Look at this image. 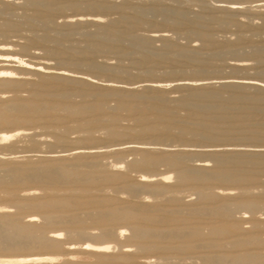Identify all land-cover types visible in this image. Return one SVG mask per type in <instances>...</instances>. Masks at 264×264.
I'll return each instance as SVG.
<instances>
[{
    "label": "rangeland",
    "instance_id": "obj_1",
    "mask_svg": "<svg viewBox=\"0 0 264 264\" xmlns=\"http://www.w3.org/2000/svg\"><path fill=\"white\" fill-rule=\"evenodd\" d=\"M14 166L80 176L4 183ZM43 197L86 216L48 224L26 206ZM120 199L146 204L151 220L98 222ZM5 210L23 226L34 216L35 236L59 242L0 250V264H206L198 253L212 251L224 264H249L246 255L264 264V0H0ZM176 223L195 238L224 239L174 251L133 231ZM79 227L95 237H77Z\"/></svg>",
    "mask_w": 264,
    "mask_h": 264
},
{
    "label": "bare ground",
    "instance_id": "obj_2",
    "mask_svg": "<svg viewBox=\"0 0 264 264\" xmlns=\"http://www.w3.org/2000/svg\"><path fill=\"white\" fill-rule=\"evenodd\" d=\"M84 20H85L84 18H79V21H84ZM87 20L93 23H96V24H99L100 22H102V20H100L98 17L87 18ZM36 110L40 111L41 109L38 107V109L36 108ZM93 120H94L93 118H84L83 122L88 123V122H92ZM199 166H200V170H205L208 165L206 163H203V164H200ZM70 175L74 177L80 176L78 172H72L71 174H69L68 171H66L64 168L59 167V166L52 167V168L32 167L30 169L14 166V168L9 169L7 171V175L4 177L3 182L4 183H26V182L42 183V182H45L48 184L63 183L70 178L69 177ZM179 177L182 180L186 177V175H184L183 173V175L181 174ZM84 178H86L87 181H93V178H91L90 176H85ZM105 178L108 179L109 176H105ZM221 178H223L224 180H231L233 176L227 174V175H222ZM53 198L52 199H49L48 197L36 198L33 200V202H31V204H27L26 206L38 209L42 213L44 219L46 220L48 224L67 223V222H73L77 224L82 223V219L86 216V213L84 212H81V214L77 213L79 211V208L77 207L71 208L72 205L71 203H69V201L59 200L60 198L58 200H54ZM125 203L126 202L120 199L118 202H116V204H111L110 206H116V207L119 206V207L113 208L112 210L108 212H100L98 222L119 221V220H125L128 218L131 219V218H137V217L142 220H151L147 217L142 216L145 212H144V209L141 207L145 206L146 204L124 206ZM26 206L20 205L19 207L25 208ZM247 208L249 210H255L257 206L255 204H251V205H247ZM8 211L5 210V211L0 212V250L28 251L29 249L28 244L30 243L27 244V240H30V239H33V241L34 240L36 241L34 247L37 246L39 249L56 247L57 243L59 242L58 237H53L52 239L47 240L44 237L35 236L34 228H32L33 225L36 224L35 223L36 220L34 219V216H31V219L29 220L30 224L28 226H23L20 224L21 223L20 219L15 217L14 215H11ZM86 229L87 228L79 227L77 231H75V235L77 237H84V236L95 237L94 234L87 231ZM133 231H134V235L139 239H146L149 237L164 239L168 244L172 245V250L174 251L175 250L183 251V249L187 250L192 247H196V248L199 247L202 249L214 248L216 243L213 242L212 240H217V243H220V242L222 243L224 239V238H219V237H215L216 239H211V240L195 238L193 232H191L187 228H184L182 224H178V223L173 224L170 230L169 229L168 230H160V229L152 230V229L146 228V226L144 227L140 225V226H133ZM105 235H110L114 238L118 237V233L116 231H113L112 229H110L107 233H105ZM245 242L246 241L242 243L240 242L238 245L245 244ZM86 249L91 252L103 254L104 252H108L109 249H112V248L110 246L103 245V244H98V245L88 244ZM198 254L201 256L203 262L206 264H224L225 258L222 256H218L216 251H212L210 252V254H207V255L203 253H198ZM104 257L108 259V261H111L109 257L107 258L106 255H104ZM239 258L246 259L247 261H249L248 262L249 264H251L253 262V259H255V257L252 255H246L243 257H239ZM109 263L112 264L113 262H109ZM4 264H7V263H4Z\"/></svg>",
    "mask_w": 264,
    "mask_h": 264
}]
</instances>
